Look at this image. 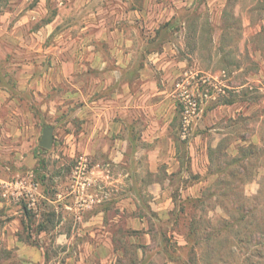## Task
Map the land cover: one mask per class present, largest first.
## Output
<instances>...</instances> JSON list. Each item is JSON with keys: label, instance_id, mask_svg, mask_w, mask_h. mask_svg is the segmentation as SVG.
Returning a JSON list of instances; mask_svg holds the SVG:
<instances>
[{"label": "rangeland", "instance_id": "obj_1", "mask_svg": "<svg viewBox=\"0 0 264 264\" xmlns=\"http://www.w3.org/2000/svg\"><path fill=\"white\" fill-rule=\"evenodd\" d=\"M261 137L264 0H0V264H264V164L218 185Z\"/></svg>", "mask_w": 264, "mask_h": 264}, {"label": "trees", "instance_id": "obj_2", "mask_svg": "<svg viewBox=\"0 0 264 264\" xmlns=\"http://www.w3.org/2000/svg\"><path fill=\"white\" fill-rule=\"evenodd\" d=\"M258 91V90H256ZM258 93V92H255ZM251 93V103L257 104L258 95L255 94L252 96ZM261 96V95H260ZM230 101L225 103L227 105L232 104ZM251 159V180L258 174V169L263 167L264 164V137L260 138V145L251 144L245 148H240L238 150L237 156L234 158H229L226 160L225 164L219 166V173L227 175L228 177L233 178L232 182L229 183L227 179L223 178L219 180L218 185H224L226 192L235 191V189L241 187L246 181L241 177L242 173H246L249 169V160ZM240 177L237 179V177ZM230 186H232L230 188ZM222 195L223 198H227L228 195ZM264 199V176L261 178L259 183V189L257 196L251 200V211L245 210V207L242 203H235V214L239 215L237 219L234 220L233 224H240L246 217L251 216V257L257 258L258 260H264V201L258 202V200ZM191 207H194V203H191ZM225 230L227 227H232L233 225L224 222L223 224ZM191 234L195 236L194 230L191 229ZM252 264V262H251ZM253 264H260L254 262ZM263 264V263H262Z\"/></svg>", "mask_w": 264, "mask_h": 264}, {"label": "crops", "instance_id": "obj_3", "mask_svg": "<svg viewBox=\"0 0 264 264\" xmlns=\"http://www.w3.org/2000/svg\"><path fill=\"white\" fill-rule=\"evenodd\" d=\"M118 156V155H117ZM116 159V158H115ZM154 203L152 206V211H154L158 215L165 214L169 211H173L174 209V202L171 197H169L166 193H156L154 195ZM103 218V213H99L95 216V222L97 223V227L100 225L98 224V220ZM129 224L131 225L132 229H142L144 227V219H139L138 217H131L129 219ZM114 224H108V227L113 226ZM102 228H105L104 225H101ZM108 239V238H107Z\"/></svg>", "mask_w": 264, "mask_h": 264}, {"label": "water", "instance_id": "obj_4", "mask_svg": "<svg viewBox=\"0 0 264 264\" xmlns=\"http://www.w3.org/2000/svg\"><path fill=\"white\" fill-rule=\"evenodd\" d=\"M52 128L46 127L42 130V135L39 142V147L44 150H49L52 147L53 137H52Z\"/></svg>", "mask_w": 264, "mask_h": 264}]
</instances>
